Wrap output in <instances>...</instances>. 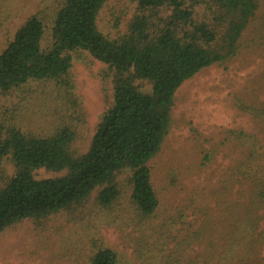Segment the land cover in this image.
I'll return each instance as SVG.
<instances>
[{
    "label": "trees",
    "instance_id": "16d2710c",
    "mask_svg": "<svg viewBox=\"0 0 264 264\" xmlns=\"http://www.w3.org/2000/svg\"><path fill=\"white\" fill-rule=\"evenodd\" d=\"M128 1L134 14L123 32L99 30L107 0H57L28 17L1 50L0 98L40 84L54 88L58 104L41 134L0 121V233L87 204L110 211L124 185L137 220L155 219L160 201L150 163L171 130L176 91L205 69L226 70L244 53L264 54V0ZM80 53L106 67L112 93L82 151L72 122L83 115L72 81ZM234 108L251 128L224 130L217 145L202 149L199 168L221 149L228 166L209 189L178 204V222L190 212L201 223L178 240L176 264H264V100L237 97ZM87 264L119 263L100 247Z\"/></svg>",
    "mask_w": 264,
    "mask_h": 264
},
{
    "label": "rangeland",
    "instance_id": "374dc122",
    "mask_svg": "<svg viewBox=\"0 0 264 264\" xmlns=\"http://www.w3.org/2000/svg\"><path fill=\"white\" fill-rule=\"evenodd\" d=\"M56 2L0 0V52L28 17L41 10L47 12ZM133 14L134 5L128 0H107L98 16V28L108 35L123 32ZM106 73V67L86 53L73 56L72 81L83 115L78 122L72 117V122L78 127L76 146L81 151L111 106V84ZM39 85L1 97L0 121L13 119L36 134L49 128L55 120L58 96L51 86ZM237 97L264 100V54L244 53L226 70L205 69L176 91L171 130L150 163L160 201L155 219L146 223L137 220L128 207L124 185L119 202L110 211L87 204L82 210L36 222L23 221L4 230L0 233V264H87L91 253L100 247L113 250L119 264L178 263V240L195 234L201 223V216L190 212L178 222V204L200 189H209L228 166L225 150L221 149L209 166L199 168L202 149L217 145L224 130L251 128L248 117L234 108ZM37 174L51 176L43 171ZM178 176L182 179L179 185ZM209 236L205 233L201 243Z\"/></svg>",
    "mask_w": 264,
    "mask_h": 264
}]
</instances>
